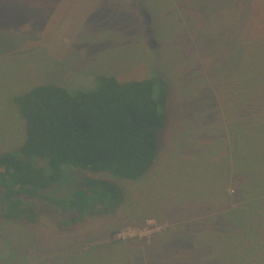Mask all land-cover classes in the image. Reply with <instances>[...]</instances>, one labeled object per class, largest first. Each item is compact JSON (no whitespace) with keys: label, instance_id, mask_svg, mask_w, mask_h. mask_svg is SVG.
Returning <instances> with one entry per match:
<instances>
[{"label":"rangeland","instance_id":"rangeland-1","mask_svg":"<svg viewBox=\"0 0 264 264\" xmlns=\"http://www.w3.org/2000/svg\"><path fill=\"white\" fill-rule=\"evenodd\" d=\"M228 1L0 0V151L13 155L23 143L14 98L40 84L74 94L96 89L101 76L154 79L167 116L157 163L139 181L67 170L55 188L73 189L87 176L116 184L124 198L112 200L115 212L72 224L24 199L35 220L0 221V264H219L217 235L250 236L264 250V202L241 201L245 180L233 160L247 140L254 150L245 136L264 122V89L259 99L243 97L240 60L245 38L264 37V0H253L250 18L246 0ZM28 160L18 161L21 177L48 176ZM236 208L242 215L224 214ZM233 217L236 226L224 222ZM252 254L224 264H264Z\"/></svg>","mask_w":264,"mask_h":264},{"label":"trees","instance_id":"trees-1","mask_svg":"<svg viewBox=\"0 0 264 264\" xmlns=\"http://www.w3.org/2000/svg\"><path fill=\"white\" fill-rule=\"evenodd\" d=\"M224 1L217 0L221 5ZM246 2L248 15L254 11L256 17L254 1ZM226 3L231 4V0ZM249 38H245L246 51L240 60L242 65L246 64L247 71L242 85L248 90L243 92V97L252 100L259 99L255 93L264 89V37ZM155 85L154 79L120 82L115 77L101 76L98 87L90 91L72 94L58 85L40 84L16 96L14 102L25 119L26 136L13 155L0 151V221L33 222L34 208L24 202L28 198L42 202L48 210L67 217L72 224L115 212L112 200L123 202L124 198L123 189L116 184L87 176L73 189L66 187L61 192L55 188L68 176L67 170L103 173L118 181L130 182L139 181L149 173L159 156L158 136L167 126V116L160 111L161 103L155 97ZM250 130L245 137L256 140L252 143L254 150L247 148V140L246 153L233 154V160L242 166L237 175L241 181L245 180V186H240L238 192H242L241 201L262 203L264 122ZM253 157L254 163L261 160L263 166L255 168L254 163L247 164ZM28 158L35 159L32 162L35 169L45 170L48 176L42 180L21 177L18 161L27 162ZM236 209L230 213L234 217L242 215ZM234 217L226 221L236 226ZM214 238V245L218 246L214 247L215 258L219 264L235 261V258L240 260L237 262L245 261L252 251V255L258 253L264 261V250L252 245L250 236L248 241L243 234L239 238L230 235ZM245 247L248 251L244 252ZM232 248L237 250L229 251ZM86 253L97 259L102 256L95 249Z\"/></svg>","mask_w":264,"mask_h":264},{"label":"crops","instance_id":"crops-1","mask_svg":"<svg viewBox=\"0 0 264 264\" xmlns=\"http://www.w3.org/2000/svg\"><path fill=\"white\" fill-rule=\"evenodd\" d=\"M232 210V209H231ZM231 210H229V211H227L226 213H224V214H228ZM221 221H223L222 219H220ZM226 220H224V222H225Z\"/></svg>","mask_w":264,"mask_h":264}]
</instances>
